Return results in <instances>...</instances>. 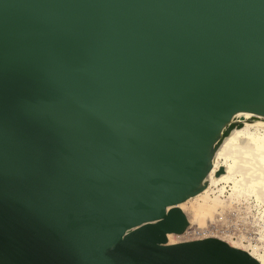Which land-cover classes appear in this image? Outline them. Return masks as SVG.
I'll use <instances>...</instances> for the list:
<instances>
[{
	"label": "water",
	"instance_id": "water-1",
	"mask_svg": "<svg viewBox=\"0 0 264 264\" xmlns=\"http://www.w3.org/2000/svg\"><path fill=\"white\" fill-rule=\"evenodd\" d=\"M241 112L264 0H0V264H261L165 245Z\"/></svg>",
	"mask_w": 264,
	"mask_h": 264
},
{
	"label": "bare ground",
	"instance_id": "bare-ground-1",
	"mask_svg": "<svg viewBox=\"0 0 264 264\" xmlns=\"http://www.w3.org/2000/svg\"><path fill=\"white\" fill-rule=\"evenodd\" d=\"M201 184L203 188L198 193L178 203L188 222L183 232L168 233L165 245L217 237L246 250L264 264V245L244 244L238 238L240 234L238 239L232 237L233 230L226 235L221 221L233 213L234 198L252 196L264 223V114L241 112L231 121L215 145L212 167ZM261 237L264 239V226Z\"/></svg>",
	"mask_w": 264,
	"mask_h": 264
},
{
	"label": "rangeland",
	"instance_id": "rangeland-1",
	"mask_svg": "<svg viewBox=\"0 0 264 264\" xmlns=\"http://www.w3.org/2000/svg\"><path fill=\"white\" fill-rule=\"evenodd\" d=\"M226 193H229V187L227 188ZM223 220L221 221L222 225L226 229V235H228V233L230 235L235 232V234H231L232 237L235 239L242 238L241 240L244 244L251 243L259 246L264 245V239L261 237V230L264 226L263 217L255 199L252 196L234 198L233 213L228 215L224 221ZM232 230L234 232H232ZM238 234L240 235L237 238Z\"/></svg>",
	"mask_w": 264,
	"mask_h": 264
}]
</instances>
